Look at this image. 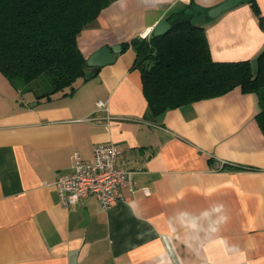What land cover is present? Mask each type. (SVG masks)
I'll list each match as a JSON object with an SVG mask.
<instances>
[{
    "label": "crops",
    "instance_id": "1",
    "mask_svg": "<svg viewBox=\"0 0 264 264\" xmlns=\"http://www.w3.org/2000/svg\"><path fill=\"white\" fill-rule=\"evenodd\" d=\"M225 1H114L77 45L86 59L103 45L122 51L50 97L0 73V264H264L258 95L237 87L153 116L129 46L189 6L212 60L255 68L264 0L203 20ZM109 143L118 167L132 172L123 200L109 209L95 196L61 206L53 184L71 172L73 154L91 161L94 146Z\"/></svg>",
    "mask_w": 264,
    "mask_h": 264
},
{
    "label": "trees",
    "instance_id": "2",
    "mask_svg": "<svg viewBox=\"0 0 264 264\" xmlns=\"http://www.w3.org/2000/svg\"><path fill=\"white\" fill-rule=\"evenodd\" d=\"M114 1L0 0V73L19 90L41 83L40 98L96 74L86 71L87 59L77 38ZM252 5L259 15L258 6ZM207 11L202 15L205 21L209 20ZM198 16L188 6L166 18L171 28L165 35L134 38L129 43L136 53L133 68L140 71L151 115L239 87L258 95L257 121L264 132V50L257 56L255 68L249 60H212L204 29L195 21Z\"/></svg>",
    "mask_w": 264,
    "mask_h": 264
},
{
    "label": "built area",
    "instance_id": "3",
    "mask_svg": "<svg viewBox=\"0 0 264 264\" xmlns=\"http://www.w3.org/2000/svg\"><path fill=\"white\" fill-rule=\"evenodd\" d=\"M150 36L151 32H142L137 38L147 40ZM96 107L107 111L103 102H97ZM117 156L118 148L113 143L94 146L91 161L75 152L71 172L59 175L53 184L61 206H74L89 196H95L103 209L122 201V190L131 185L132 172L118 167ZM143 192L148 194L146 189Z\"/></svg>",
    "mask_w": 264,
    "mask_h": 264
},
{
    "label": "water",
    "instance_id": "4",
    "mask_svg": "<svg viewBox=\"0 0 264 264\" xmlns=\"http://www.w3.org/2000/svg\"><path fill=\"white\" fill-rule=\"evenodd\" d=\"M251 0H226L220 5L211 8L207 11V16L209 19H214L221 13L245 2H250ZM171 26L168 22L163 19L160 20L156 26L151 31V35L154 37H159L165 35ZM121 45L117 44L114 46L103 45L98 48L95 52H93L86 61V71L88 72H96L99 68L103 66L110 65L114 62V55L121 52Z\"/></svg>",
    "mask_w": 264,
    "mask_h": 264
},
{
    "label": "rangeland",
    "instance_id": "5",
    "mask_svg": "<svg viewBox=\"0 0 264 264\" xmlns=\"http://www.w3.org/2000/svg\"><path fill=\"white\" fill-rule=\"evenodd\" d=\"M42 78L45 80H49L47 76H43ZM33 87L34 89H37V91H41L43 89V85L41 83H38V85L35 84Z\"/></svg>",
    "mask_w": 264,
    "mask_h": 264
}]
</instances>
